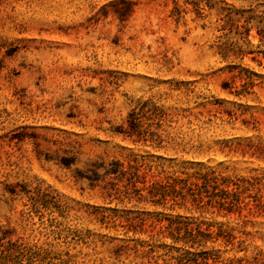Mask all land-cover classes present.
Wrapping results in <instances>:
<instances>
[{
	"label": "rangeland",
	"instance_id": "obj_1",
	"mask_svg": "<svg viewBox=\"0 0 264 264\" xmlns=\"http://www.w3.org/2000/svg\"><path fill=\"white\" fill-rule=\"evenodd\" d=\"M198 169L250 209L152 201ZM174 215L233 235L217 264H264V0H0V264H147L126 219Z\"/></svg>",
	"mask_w": 264,
	"mask_h": 264
},
{
	"label": "trees",
	"instance_id": "obj_2",
	"mask_svg": "<svg viewBox=\"0 0 264 264\" xmlns=\"http://www.w3.org/2000/svg\"><path fill=\"white\" fill-rule=\"evenodd\" d=\"M242 34L239 33L240 36L247 37L249 27H245L244 35ZM244 52L246 51L243 46L236 41L219 45V53L224 58L230 54L241 57ZM252 75H254L252 72L246 74L247 81L242 83L244 89L235 90L236 94L251 92L247 87L254 85ZM241 187L239 180L221 171L198 169L186 177L167 175L163 180L153 181L148 186V194L151 197L158 196L152 199L153 202L169 198L179 206H185V203L189 202L200 212H217L223 215L235 213L241 216L243 210L250 209L249 203L241 196ZM126 221L133 233H145L150 228L148 239L154 242V245L148 242V249L141 250L139 254V257L147 259V264H151L154 258L152 253L157 248H164V254L169 255L167 264H217L220 255L218 248L214 249L215 244L222 240V243L227 245L233 238V235L221 225L214 227L213 223L191 215L156 216L154 221L148 224L143 217L127 218ZM140 246L144 244L140 243ZM132 248L134 252L138 251L137 247ZM137 256L138 254H135V257Z\"/></svg>",
	"mask_w": 264,
	"mask_h": 264
}]
</instances>
